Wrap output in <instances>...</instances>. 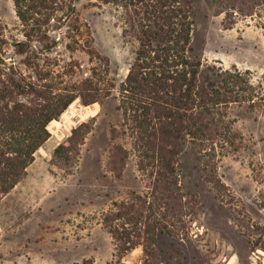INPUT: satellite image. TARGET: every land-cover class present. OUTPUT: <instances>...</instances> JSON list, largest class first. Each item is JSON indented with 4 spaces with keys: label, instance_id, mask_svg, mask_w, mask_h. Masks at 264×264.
I'll use <instances>...</instances> for the list:
<instances>
[{
    "label": "rangeland",
    "instance_id": "1",
    "mask_svg": "<svg viewBox=\"0 0 264 264\" xmlns=\"http://www.w3.org/2000/svg\"><path fill=\"white\" fill-rule=\"evenodd\" d=\"M74 7V20L66 26L67 11L56 14L43 27L46 37H31L28 50L46 51L39 69L43 74L52 70L58 87L93 76L100 99L88 106L76 99L51 121L50 137L24 176L0 194V264H264V110L231 105L227 113L243 139L241 149L216 152L206 166L198 148L189 146L175 167L174 197L157 199L152 187L160 164L144 144L138 145L117 110L118 88L137 41L123 36L112 5L74 0ZM224 18L216 1L194 0L196 53L208 64L250 71L253 81L264 85V30L259 25L264 18L239 19L232 28L224 26ZM27 31L13 0H0V59L35 80L36 68H26L21 63L25 56L14 50L15 41H28ZM47 45L53 48L49 54ZM108 81L115 89L104 97ZM60 145L65 148L56 151ZM122 151L126 157L119 163ZM115 164L119 175L112 170ZM133 193L147 197L148 207L142 216L122 220L133 240L142 234V244L123 256L103 218L114 202L134 200ZM147 218L157 223L151 245L140 223Z\"/></svg>",
    "mask_w": 264,
    "mask_h": 264
},
{
    "label": "trees",
    "instance_id": "2",
    "mask_svg": "<svg viewBox=\"0 0 264 264\" xmlns=\"http://www.w3.org/2000/svg\"><path fill=\"white\" fill-rule=\"evenodd\" d=\"M214 1L223 8L226 28L254 15L264 18V0ZM13 2L22 26L29 30L25 32L28 41H15L14 50L25 56L21 63L26 68H36V74L33 80L0 59V65L4 66L0 67V194L12 190L24 176L35 152L50 137L47 127L51 121L57 120L76 99L85 106L100 99V89L94 87L93 76L86 82L58 87L52 70L43 74L39 69L40 56L46 51L30 53L28 50L27 42L31 37H46L43 27L55 20L56 14L67 11L66 26L75 19L74 0ZM102 2L112 5L118 13L123 36L137 41L128 74L118 88L117 110L122 114L124 126L128 125L136 136L138 145L144 144L151 157L157 158L160 170L152 192H158L157 199L168 200L174 197L172 189L178 183L175 167L180 165L189 146L198 148L201 153L198 158L206 166L212 165L216 152L223 154L241 149L243 139L234 131L227 109L237 104L252 111L264 110V85L262 81H253L250 71L241 72L235 66L224 69L202 61L193 46L194 0ZM259 25L264 30V22ZM47 48L48 54L51 53L53 48L48 45ZM104 84L108 86L104 97H108L115 85H109V81ZM83 126L72 131L71 140L77 138ZM61 148L65 146L60 145L56 151ZM122 152L124 157L119 163L126 157V152ZM118 165H113L112 170L119 175ZM131 199L134 200L114 202L103 218L105 228L123 256L142 244V234L137 232V239L133 240L132 232L122 220L142 216L143 209L148 207L145 196L133 193ZM159 207L162 205L158 204ZM149 209H153L151 202ZM140 223L148 234L149 245L154 244L157 223L149 218Z\"/></svg>",
    "mask_w": 264,
    "mask_h": 264
}]
</instances>
